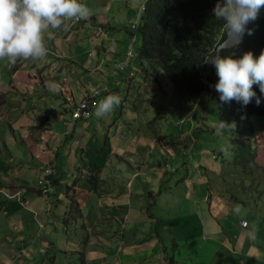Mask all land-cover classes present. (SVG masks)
<instances>
[{
    "label": "crops",
    "instance_id": "1",
    "mask_svg": "<svg viewBox=\"0 0 264 264\" xmlns=\"http://www.w3.org/2000/svg\"><path fill=\"white\" fill-rule=\"evenodd\" d=\"M136 1L80 0L92 10V16L88 20L70 23L66 29L53 30L51 38L46 39V58L39 61L18 60L15 64L0 61V143L8 142L11 145H0V258L7 254L16 264H24L23 261L28 259L26 256L31 245L25 238L37 237L40 231L38 222L42 221L35 211L37 209L27 205L37 206L32 196L43 201L45 212L53 204L55 210L58 207L59 211H63V216L71 197L76 200L80 210L79 217L72 222L64 224L63 217L61 219L66 238L64 249H68L71 255L68 260L76 258V264H114L113 255L119 253L115 257L118 264H155L148 254V247L152 245L148 243L150 232L143 231L147 227L143 230L137 228L136 234L126 228L131 224L132 216L136 224L144 221L153 227L172 217L174 205L158 199L162 192L157 159L166 152L162 147L167 146L168 142L148 136L145 131L131 133L133 120L139 124L144 120L142 113H139L142 108L131 105L133 100L139 98L135 94L128 98L127 92L134 88H121L125 86L124 81L108 83L112 80L111 73H115L117 65L124 60L126 27L132 20ZM114 24L121 25V28L115 29ZM108 54L110 58L106 59ZM58 64L62 67H56ZM58 75L62 76L64 82L69 78L76 79L70 86L60 84V94L50 87V82H57ZM103 86L107 87L104 97L109 94L120 96L121 88L124 91V95L120 96L123 103L111 112L114 114L111 121L114 129L109 125L102 132L104 139L99 152L103 158L89 160L83 143L77 141L76 125L84 123L90 127L94 122L93 125L103 128L105 124L93 120L95 108L89 118L72 120L67 101L68 97L72 98V102L77 101L92 89ZM125 110H129L134 119L125 124H115L116 120L127 119ZM65 118L66 129L61 134L53 135L58 123ZM180 129L178 134L181 132L192 140L194 136L190 124L186 129ZM137 133L140 138H136ZM103 147H106L105 152ZM172 153L167 152V155ZM109 156L113 159V166L105 170L101 166L109 164ZM254 159L255 156L242 163V173L246 176L250 170L256 171L258 178L252 179L255 186L260 180L264 181V176H259L264 166L255 165ZM73 161L76 163L75 172H68L66 163ZM248 164L254 165V168H248ZM98 175H103L104 179L99 181ZM41 177L49 180V189L45 191L37 182ZM244 180L251 183L249 178L244 177ZM93 181V186H89ZM81 182L85 189L78 186L79 183L81 186ZM16 191H19L17 198H12ZM100 197L107 198V201H100ZM134 197L142 198L131 204L130 199ZM202 198L206 200L208 196ZM210 204L213 206L210 207ZM237 207L221 196L216 201H209L207 209L215 208L219 212L218 217H222L228 209ZM200 219L208 230L216 229L217 225L209 218ZM220 230L225 235L221 244L225 252H237L239 247L243 248L241 244L248 243L247 238H239L241 232L227 236L230 227ZM154 234L159 237L156 232ZM5 237L14 243L13 253L11 248L8 250L5 247ZM82 238H85V244L80 243ZM137 243H140L139 247ZM250 244L244 252L251 257H246L253 259L257 254L256 247H259L260 259L257 263L264 264V245L253 241ZM141 246L147 248L141 249ZM162 250V254L157 251L154 256L159 262L164 260L170 264L173 259L168 258L164 247Z\"/></svg>",
    "mask_w": 264,
    "mask_h": 264
},
{
    "label": "rangeland",
    "instance_id": "2",
    "mask_svg": "<svg viewBox=\"0 0 264 264\" xmlns=\"http://www.w3.org/2000/svg\"><path fill=\"white\" fill-rule=\"evenodd\" d=\"M134 8L137 11L136 5ZM70 23L74 22L71 21ZM113 26L115 29L121 28L119 24H114ZM95 50L94 56H96ZM99 50L101 53L100 46ZM129 54H132V52L130 51ZM108 58H110V54L106 56V59ZM56 67L60 68L62 66L58 64ZM136 69L145 77L140 67ZM155 76L151 79L155 84L152 85L146 82L148 87L145 85L138 89L137 87L139 86H137L127 92L128 98L133 96V94L139 98L133 100L131 105L132 107H141L142 111H139V113H142L144 118L141 124L137 120H133L131 133L134 131L144 133L145 131L148 136H155L157 139L168 142L167 146L162 147L166 152L157 159V163L160 165L158 175L162 192L158 199L163 203L174 205V212L170 219H165L157 227H153L152 224L144 221L141 224H136L132 216L131 224L126 229L136 234L137 228L143 230V228L146 229L147 227L143 231L150 232L151 239L148 240V243L152 245L148 247V254L150 259L155 261V264H167L164 260L159 262L154 256L157 251L162 254L163 247L168 258L173 259L170 264H258L257 262L260 259V255H258L259 247H256L257 254L252 260L245 257H251V255L244 252L248 244H245L243 248L239 247L237 252H232L231 250L229 252L223 251L221 244L225 235L220 228L230 227L227 236L231 234L238 235L241 232L239 238H247L246 240L248 241L261 242L260 246L264 245V181H259L257 184L259 190L256 191L254 188L255 182L254 184H249L248 181L244 180V177L254 180L258 178V173L252 170L246 176H243L242 173V163L244 161L247 162L253 156H255V165L264 166V115H248L247 122L251 125L252 134L243 139V147H238L233 143L235 121L230 114V106L210 100L205 95L200 97L196 105H187L186 103L188 108L191 107L190 110L179 109L175 95L173 99L169 100L170 104L168 102L166 104V98L170 95L166 91L168 88L172 89V85L159 69L155 71ZM61 77V75L56 77V83H67L70 86L76 81V79L71 80L69 78L64 82ZM157 82L161 84L165 91L162 101L153 98L158 96L156 91ZM108 83H111V80ZM103 87L95 89L102 90ZM123 87L125 88V86H121V88ZM121 88H119V94L123 96L124 91ZM57 93L60 94L59 91ZM175 94L177 96L176 92ZM122 103L123 101H121ZM126 104L127 102L124 103V105ZM161 106L163 108H160ZM192 106L194 107L193 110ZM188 113L190 114L189 122H185V119L181 120ZM125 114L127 119L116 120L115 124L121 122L125 124L127 121L134 119L133 114L129 110H125ZM142 115H139V118H142ZM64 116L67 118V114ZM92 116L94 121L105 124L103 128L100 125H93L94 122L90 127H86L84 123H78L75 133L78 135L77 141L80 140L83 143L85 154L89 160L92 158L102 159L103 154L99 152L104 139L102 132L109 125L112 130L114 129L115 126L111 124L114 114L111 113L102 119H98L94 113ZM66 118L58 123L57 131L53 135L61 134L66 129ZM220 121L227 126L221 128ZM178 122L182 123V126ZM189 124L194 136L191 138L192 140L183 136L181 132L178 134L179 130H181L180 128L186 129ZM100 128H102L101 131ZM81 135H83L82 138H80ZM109 135L111 136V133ZM136 138H140L138 133ZM111 140L115 141L114 139ZM171 141H175V143ZM0 145L11 147L8 142L0 143ZM133 145L136 146L135 142H133ZM229 145L232 146L231 156L226 157L223 149ZM105 151L106 147H103V152ZM171 151L173 153L167 155V152ZM61 157L63 158L62 155ZM66 166L68 172H75L76 163L74 161L72 163L67 162ZM112 166L113 159L109 156V164L102 165L101 168L106 170ZM248 168H254V165L248 164ZM104 173H107V171ZM259 176L261 175L259 174ZM97 179L101 181L104 177L103 175H98ZM78 186L84 188L82 182L81 186L80 183ZM203 196H208V198L205 200L202 198ZM221 196H225L230 205L235 204L238 207L230 208L225 213V216L218 217L219 212L215 208L208 210L207 206L209 201H216ZM245 197L246 199H244ZM32 198L37 206L27 205L37 209L35 211L42 219V228L37 237L25 238L31 246L26 256L28 259L23 261L24 264H51V261H54V264H76V258L68 260L71 255L68 249H64L66 247V238L62 232L63 226L61 223V219L64 217L63 211H59L58 207L55 210L54 205L51 204V209L45 212L43 201L35 196H32ZM141 198H131V204L140 201ZM99 200L107 201V198L100 197ZM209 206L212 207L213 204ZM79 208L78 210H80ZM202 217L209 218L214 225H217L215 226L216 229L208 230L200 219ZM242 220L246 222L247 226L240 227ZM154 232L159 235L158 238L160 240L155 236ZM68 234L70 236L71 232ZM9 239L5 237L4 244L8 250L11 248L13 253L14 243H10ZM135 239H138V237ZM85 242V238H82L80 243L85 244ZM81 244L79 246L83 247ZM137 245L139 247L140 243H137ZM140 248L145 249L147 247L141 246ZM119 255V253L113 255L114 264H118V258L116 259L115 257ZM3 256V258H0V264H16V261L11 256L7 254Z\"/></svg>",
    "mask_w": 264,
    "mask_h": 264
},
{
    "label": "trees",
    "instance_id": "3",
    "mask_svg": "<svg viewBox=\"0 0 264 264\" xmlns=\"http://www.w3.org/2000/svg\"><path fill=\"white\" fill-rule=\"evenodd\" d=\"M136 3L137 11L134 8L132 20L126 27L124 60L117 65L115 73H111V83L113 80H116L118 84L119 81H124L125 88L137 86L141 88L148 83L153 85L155 83L151 79L156 77L155 71L159 69L172 85V89L168 88L166 91L170 93L166 98V104L173 99L174 95L178 108L182 110H190L191 107L188 108L186 103L196 105L202 95L222 103L213 87L218 79L215 68L207 63L208 56L215 52L216 46L225 37L223 21L215 19L212 15L216 0H145L142 6L141 0H137ZM247 28L252 31V35L245 34L236 47L221 49V56L230 55L232 58H239L249 51L254 57L259 56L264 50V9L254 22L248 24ZM131 36L134 37L132 54L126 55ZM136 66L141 68L142 74L147 79L137 70H133ZM156 84L158 96L153 98L162 101L165 91L160 83ZM253 90L257 96H260L257 87L254 86ZM260 98L259 106L254 100L247 106L236 101L222 103L231 108L230 114L235 121L233 143L238 147H243V139L252 133L251 125L247 122L248 115H264V96ZM189 116L188 113L181 120L185 119V122H189ZM91 168L96 170L92 166ZM260 175L264 176L263 170L260 171ZM250 181V184H254L252 179ZM94 182H91L89 186H93ZM258 187L255 185V190ZM78 207L76 200L70 197L67 212L63 217L64 224L79 217ZM247 242L246 244L250 246V241L247 240ZM244 245L241 244V246Z\"/></svg>",
    "mask_w": 264,
    "mask_h": 264
},
{
    "label": "clouds",
    "instance_id": "4",
    "mask_svg": "<svg viewBox=\"0 0 264 264\" xmlns=\"http://www.w3.org/2000/svg\"><path fill=\"white\" fill-rule=\"evenodd\" d=\"M262 9L264 0H216L212 15L223 21L227 36L235 37L231 46L236 47L245 34L252 35L247 25L259 17ZM91 16L92 10L80 0H0V61L15 64L18 60H42L47 55L46 39L51 38L53 30L66 29L71 21L77 20L76 23ZM220 51L207 58L218 78L213 87L219 100L222 103L236 101L243 106L254 100L259 106L260 97L264 96V50L257 57L249 51L239 58L221 56ZM254 86L260 96L253 90ZM50 87L56 92L60 90L59 83L50 82ZM67 102L70 107L75 103L71 97ZM120 103L118 94L103 96L95 105L94 115L102 119ZM226 126L220 121L221 128ZM231 147L223 149L226 157L231 156ZM18 194L11 197L17 198ZM240 225L244 227L246 222L242 220Z\"/></svg>",
    "mask_w": 264,
    "mask_h": 264
},
{
    "label": "built area",
    "instance_id": "5",
    "mask_svg": "<svg viewBox=\"0 0 264 264\" xmlns=\"http://www.w3.org/2000/svg\"><path fill=\"white\" fill-rule=\"evenodd\" d=\"M145 0H141V6ZM77 21V20H73ZM134 37L131 36L128 41V45L126 48V55H130L129 52L131 51V48L133 46ZM107 92V88L104 86L101 89H92L89 93L84 95L79 100L75 101V103H71V112H70V118L72 120L76 119H87L91 115L92 110L95 108V105L98 101H100L103 98V93ZM49 173V172H48ZM47 173V174H48ZM37 182L41 185L42 190L45 191L46 189H49L48 183L49 180L47 178H39ZM18 194V192H16ZM38 226L41 227L42 223L38 222Z\"/></svg>",
    "mask_w": 264,
    "mask_h": 264
},
{
    "label": "water",
    "instance_id": "6",
    "mask_svg": "<svg viewBox=\"0 0 264 264\" xmlns=\"http://www.w3.org/2000/svg\"><path fill=\"white\" fill-rule=\"evenodd\" d=\"M247 27H248V25H247ZM242 39H243V37L240 39V41ZM234 41H235V37L227 36L226 35V30H225V37L218 43V45L215 48V53L213 55H215L218 50H221V49H224V48H232L231 45L234 44ZM213 55H209L208 57L213 56Z\"/></svg>",
    "mask_w": 264,
    "mask_h": 264
}]
</instances>
